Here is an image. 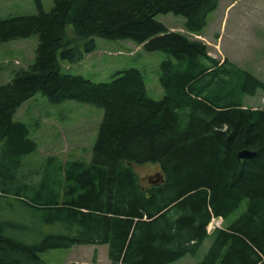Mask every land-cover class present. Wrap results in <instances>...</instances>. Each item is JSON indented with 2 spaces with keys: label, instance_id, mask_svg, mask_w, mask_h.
Segmentation results:
<instances>
[{
  "label": "trees",
  "instance_id": "obj_1",
  "mask_svg": "<svg viewBox=\"0 0 264 264\" xmlns=\"http://www.w3.org/2000/svg\"><path fill=\"white\" fill-rule=\"evenodd\" d=\"M217 5L53 0L49 11L0 19V42L37 36L34 61L0 84V195L15 199L21 215L0 221V264H53L45 259L50 250L86 244H107L110 264H170L184 256L193 259L184 264H264V106L246 102L264 81L215 58L195 37ZM168 13L183 17L182 31L157 19ZM96 36L168 52L159 64L163 97L149 96L135 67L108 82L62 72L57 53L77 63L95 51ZM38 92L53 103L101 107L103 116L89 161L50 155L32 182L17 169L37 143L13 116ZM242 149L255 154L243 159ZM145 162L158 164L161 181L140 179L133 165ZM212 216L225 222L208 233ZM9 228L21 235H6Z\"/></svg>",
  "mask_w": 264,
  "mask_h": 264
},
{
  "label": "rangeland",
  "instance_id": "obj_2",
  "mask_svg": "<svg viewBox=\"0 0 264 264\" xmlns=\"http://www.w3.org/2000/svg\"><path fill=\"white\" fill-rule=\"evenodd\" d=\"M52 5L53 0H0V19L8 15L36 13L39 7L49 11ZM157 19L168 29L182 30L184 19L181 16L159 14ZM202 39L212 56L221 60L226 58L264 81V0H218L215 11L208 16ZM95 43V51L77 63H67L57 53L62 72L80 74L94 82H108L118 71L135 67L143 75L149 96L154 99L163 97L159 82V64L170 57L168 52L147 51L129 39L96 36ZM36 46L35 34L0 42V84L10 80L14 68L27 66L34 61ZM246 100L247 106H264V90H258L255 96L247 97ZM102 116L101 107L75 100L53 103L40 92L36 93L21 104L13 116L15 120L27 124L30 137L37 143V148L23 157L22 167L17 170L22 172V177L26 180L35 182L50 155H56L62 161H89ZM133 167L146 184H149V180L143 177L159 171L158 164L151 162L134 164ZM0 186L3 187L4 184L0 183ZM19 208L20 205L16 204L15 199L0 195V221L17 219L21 216ZM224 222L221 218L220 226ZM5 234L19 236L21 231L18 228H9L5 230ZM37 239L40 236L35 238ZM210 242L211 237L203 241L197 259L203 257ZM49 252L46 255L49 258L45 259H50L48 263L53 264H68L72 261L110 264L107 244L75 245ZM186 258H189L188 262L193 261L191 257L184 256V259L170 264H184Z\"/></svg>",
  "mask_w": 264,
  "mask_h": 264
},
{
  "label": "bare ground",
  "instance_id": "obj_3",
  "mask_svg": "<svg viewBox=\"0 0 264 264\" xmlns=\"http://www.w3.org/2000/svg\"><path fill=\"white\" fill-rule=\"evenodd\" d=\"M123 91V90H122ZM181 98V97H180ZM181 105V104H180ZM165 107V106H164ZM109 112V111H108ZM194 115V114H193ZM191 116V115H190ZM196 117V116H195ZM190 118V117H189ZM192 120V119H191ZM204 120V119H203ZM195 123V122H194ZM200 124V123H199ZM188 125V124H187ZM186 125V126H187ZM198 125V124H197ZM180 131V130H179ZM143 139V138H142ZM114 140V139H113ZM122 141V140H121ZM224 141V140H223ZM156 142V141H155ZM126 143V142H125ZM158 144V143H157ZM156 145V144H155ZM245 147V146H244ZM249 147V146H248ZM133 148V147H132ZM259 151V150H258ZM172 153V152H171ZM173 158V157H172ZM148 159H149V157H148ZM175 159V158H174ZM177 159V158H176ZM244 159V158H243ZM144 160V159H143ZM174 162V161H173ZM169 165V164H168ZM117 167V166H116ZM171 168H172V166H171ZM252 169V168H251ZM167 170V169H166ZM165 170V171H166ZM173 170V169H172ZM184 170V169H183ZM131 171V170H130ZM170 171V170H169ZM168 170H167V172H169ZM185 172V171H184ZM194 173V172H193ZM169 174V173H168ZM176 175V174H175ZM186 175V174H185ZM119 176V175H118ZM169 176V175H168ZM171 176V175H170ZM174 176V175H173ZM178 176V175H177ZM191 177V176H190ZM179 179V178H178ZM168 180V179H167ZM173 180V179H172ZM180 180V179H179ZM179 185V184H178ZM183 185V184H182ZM117 186V185H116ZM177 186V185H176ZM111 188V187H110ZM121 188V187H120ZM176 188V187H175ZM112 189V188H111ZM118 189V188H117ZM162 189V188H161ZM176 190V189H175ZM117 192V191H116ZM155 192V191H154ZM103 194V193H102ZM105 194V193H104ZM99 195V194H98ZM155 195V194H154ZM134 198V197H133ZM191 198V197H190ZM106 199V198H105ZM146 199V198H145ZM168 199H170L169 197H168ZM185 199H187V198H185ZM122 200V199H121ZM99 201V200H98ZM115 201V200H114ZM190 202V201H189ZM196 202V201H195ZM103 203H105V202H103ZM185 203V202H184ZM187 203H188V201H187ZM97 204V203H96ZM102 204V203H101ZM108 204V203H107ZM146 204V203H145ZM144 204V205H145ZM152 204V203H151ZM100 205V204H99ZM103 206V205H102ZM115 206V205H114ZM129 206V205H128ZM142 206V205H141ZM189 206V205H188ZM124 207V206H123ZM100 208V207H99ZM119 208H120V206H119ZM190 210H191V208H190ZM103 211H104V209H103ZM117 211V210H116ZM193 211V210H192ZM120 212V211H119ZM123 212V211H122ZM155 212V211H154ZM215 212V211H214ZM228 212V211H227ZM87 213V212H86ZM85 213V214H86ZM219 213V212H218ZM75 214V213H74ZM120 214V213H119ZM140 215V214H139ZM85 216V215H84ZM91 217V216H90ZM117 218V217H116ZM132 218V217H131ZM83 219V218H82ZM87 220H88V218H87ZM92 220V219H91ZM114 220V219H113ZM122 221V220H121ZM192 221V220H191ZM84 222H85V220H84ZM117 222V221H116ZM180 222V221H179ZM99 223V222H98ZM97 223V224H98ZM94 224V223H93ZM96 224V225H97ZM107 224V223H106ZM117 224V223H116ZM127 224V223H126ZM142 224V223H141ZM145 224V223H144ZM148 224H151V223H148ZM181 224V223H180ZM88 225V224H87ZM147 225V224H146ZM115 226V225H114ZM139 226V225H138ZM99 227V226H98ZM198 228V227H197ZM199 228H200V226H199ZM198 228V229H199ZM122 230V229H121ZM146 230V229H145ZM115 231V230H114ZM157 231V230H156ZM121 232V231H120ZM153 233V232H152ZM170 233V232H169ZM192 233V232H191ZM143 234H144V232H143ZM142 234V235H143ZM195 234V233H194ZM145 235V234H144ZM144 235H143V237H144ZM162 236V235H161ZM101 237V236H100ZM146 237V236H145ZM155 237V236H154ZM151 238V237H150ZM162 238V237H161ZM198 238V237H197ZM104 239V238H103ZM137 239V238H136ZM140 239V238H139ZM162 240V239H161ZM131 244V243H130ZM145 245V244H144ZM155 247V246H154ZM133 250V249H132ZM163 250V249H162ZM130 251V250H129ZM138 252V251H137ZM152 257V256H151ZM150 257V258H151ZM149 258V259H150ZM94 264V263H93Z\"/></svg>",
  "mask_w": 264,
  "mask_h": 264
},
{
  "label": "water",
  "instance_id": "obj_4",
  "mask_svg": "<svg viewBox=\"0 0 264 264\" xmlns=\"http://www.w3.org/2000/svg\"><path fill=\"white\" fill-rule=\"evenodd\" d=\"M254 154H255L254 151H252V150H247V149H242V150H240V151L238 152V156L241 157V158H243V157H245V158H249V157L253 156ZM162 178H163V177H162Z\"/></svg>",
  "mask_w": 264,
  "mask_h": 264
},
{
  "label": "flooded vegetation",
  "instance_id": "obj_5",
  "mask_svg": "<svg viewBox=\"0 0 264 264\" xmlns=\"http://www.w3.org/2000/svg\"><path fill=\"white\" fill-rule=\"evenodd\" d=\"M145 178L149 181H157L160 180V175L158 173L153 172L151 174H148Z\"/></svg>",
  "mask_w": 264,
  "mask_h": 264
},
{
  "label": "crops",
  "instance_id": "obj_6",
  "mask_svg": "<svg viewBox=\"0 0 264 264\" xmlns=\"http://www.w3.org/2000/svg\"><path fill=\"white\" fill-rule=\"evenodd\" d=\"M171 29H173V28H171ZM25 66V65H24ZM18 110V109H17ZM182 259H184V257H182L180 260H182ZM187 260H186V262L185 263H187L188 261H189V258H186Z\"/></svg>",
  "mask_w": 264,
  "mask_h": 264
},
{
  "label": "built area",
  "instance_id": "obj_7",
  "mask_svg": "<svg viewBox=\"0 0 264 264\" xmlns=\"http://www.w3.org/2000/svg\"><path fill=\"white\" fill-rule=\"evenodd\" d=\"M217 224V222H214V225H216ZM212 225V224H211ZM214 225H212V226H214Z\"/></svg>",
  "mask_w": 264,
  "mask_h": 264
}]
</instances>
